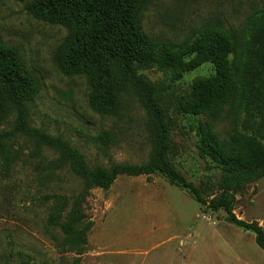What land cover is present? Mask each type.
<instances>
[{
	"label": "rangeland",
	"instance_id": "1",
	"mask_svg": "<svg viewBox=\"0 0 264 264\" xmlns=\"http://www.w3.org/2000/svg\"><path fill=\"white\" fill-rule=\"evenodd\" d=\"M32 2L0 0V41L19 49L38 81L39 92L28 104L29 125L70 144L89 168L146 163L153 139L135 93L117 95L115 114L93 112L87 80L66 78L56 67V52L67 31L37 21L29 12ZM260 10L264 0H150L142 25L148 36L179 44L207 23H216L227 34H235L241 46L247 18ZM235 61L231 55L228 70L235 88L242 91L247 60L243 58L241 65ZM139 74L160 88L169 121V158L176 170L204 204L233 196V215L258 223L264 231V177L234 195L221 170L199 151L200 130L214 136L220 149L239 150L234 140L246 135L245 117L231 102L217 117L184 109L191 86L214 75V67L202 65L180 80L157 68ZM14 123V113L0 116V134L12 131ZM8 146L12 160L8 169L0 158V264H264V252L255 245L253 234L228 223L224 211L196 203L164 175L122 176L103 191L86 187L65 164L53 171L59 156L25 136L17 134ZM50 194L70 198L85 194L80 221L68 226L61 220L50 227L54 211L43 201ZM76 239L78 243L72 244Z\"/></svg>",
	"mask_w": 264,
	"mask_h": 264
},
{
	"label": "trees",
	"instance_id": "2",
	"mask_svg": "<svg viewBox=\"0 0 264 264\" xmlns=\"http://www.w3.org/2000/svg\"><path fill=\"white\" fill-rule=\"evenodd\" d=\"M149 5L150 0H33L29 6L37 21L67 31L56 52V67L66 78L82 76L87 80L93 112L100 116L115 114L119 109L117 95L129 90L135 93L151 127L153 148L149 160L142 165L117 164L109 170L89 168L84 157L70 144L32 128L28 122V104L39 92L38 81L27 69L19 49L0 41V116L15 114L13 130L0 134L3 166L9 168L12 160L8 142L19 134L59 156L60 163L54 164L53 171L65 164L86 187L107 191L119 177H149L158 173L187 191L196 203L207 205L213 212L224 211L226 221L253 234L255 245L264 252L262 227L233 215V196H222L204 204L195 187L176 170L169 158V121L160 88L139 74L141 70L157 68L180 80L202 65L214 67V75L191 86L184 109L192 115L205 110L217 117L221 107L231 102L238 114L245 117L246 135L234 140L239 150L220 149L214 136L199 132L200 154L221 170L229 192L242 193L246 185L264 177V10L247 18L241 46L235 34H227L216 23H207L196 36L173 44L144 32L142 19ZM231 55L235 56L236 64L241 65L243 58L247 60L242 91L231 80L228 70ZM236 151L246 154L244 157L225 155ZM84 197L85 194L73 198L58 194L44 196L43 201L50 203L54 211L48 225L56 227L61 220H66L68 226L77 224Z\"/></svg>",
	"mask_w": 264,
	"mask_h": 264
},
{
	"label": "crops",
	"instance_id": "3",
	"mask_svg": "<svg viewBox=\"0 0 264 264\" xmlns=\"http://www.w3.org/2000/svg\"><path fill=\"white\" fill-rule=\"evenodd\" d=\"M227 252L229 251L228 247H226ZM243 264H250L249 262L245 261Z\"/></svg>",
	"mask_w": 264,
	"mask_h": 264
}]
</instances>
